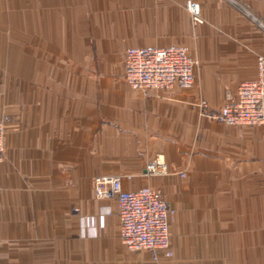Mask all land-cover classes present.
Returning <instances> with one entry per match:
<instances>
[{
  "label": "crops",
  "instance_id": "obj_1",
  "mask_svg": "<svg viewBox=\"0 0 264 264\" xmlns=\"http://www.w3.org/2000/svg\"><path fill=\"white\" fill-rule=\"evenodd\" d=\"M187 1L0 0V264H264V126L198 110L256 78L264 0H193L203 23ZM179 42L191 88L128 87L129 48ZM158 157L166 172L148 175ZM101 175L162 192L172 258L123 244Z\"/></svg>",
  "mask_w": 264,
  "mask_h": 264
},
{
  "label": "built area",
  "instance_id": "obj_2",
  "mask_svg": "<svg viewBox=\"0 0 264 264\" xmlns=\"http://www.w3.org/2000/svg\"><path fill=\"white\" fill-rule=\"evenodd\" d=\"M186 6L194 23H203L200 4L188 0ZM260 25L264 27L263 23ZM197 65L182 42L166 47H132L126 52L123 77L135 91L167 90L175 86L189 89L195 82ZM198 110L201 116L227 126H264V56L257 58L256 78L241 82L235 93H228L226 104L219 111L210 112L208 102L203 99ZM5 135V122L0 121V163L5 155ZM165 172L159 157L147 167L148 175ZM95 195L98 199L117 202L120 237L128 249L147 251L153 262L174 256L170 225L176 210L160 190L143 186L126 191L119 176L101 175L95 179ZM73 212L78 214L80 210Z\"/></svg>",
  "mask_w": 264,
  "mask_h": 264
}]
</instances>
